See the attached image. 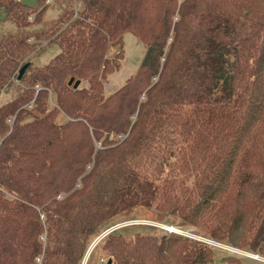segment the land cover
Segmentation results:
<instances>
[{"label": "trees", "instance_id": "1", "mask_svg": "<svg viewBox=\"0 0 264 264\" xmlns=\"http://www.w3.org/2000/svg\"><path fill=\"white\" fill-rule=\"evenodd\" d=\"M35 2L0 0L15 27L0 33V264H81L141 207L264 257V0ZM126 32L144 54L107 93ZM143 229L119 228L92 252L104 264H214L207 245Z\"/></svg>", "mask_w": 264, "mask_h": 264}, {"label": "rangeland", "instance_id": "2", "mask_svg": "<svg viewBox=\"0 0 264 264\" xmlns=\"http://www.w3.org/2000/svg\"><path fill=\"white\" fill-rule=\"evenodd\" d=\"M28 5L34 6L35 0H23ZM52 0H49L51 4ZM59 16L57 7H53L45 14L44 21L53 22ZM37 28V27H36ZM15 32V27L8 23H1L0 33ZM113 50V49H112ZM124 57L119 71L112 74L104 81V87L107 93L112 92L117 87L122 85L126 78L135 72L138 68L144 54V45L130 32H126L123 39ZM59 49L55 46L47 48L44 53L32 59L33 65L41 66L48 62ZM6 99L4 94L0 95V102ZM61 119V118H60ZM124 135L111 134L109 140H121ZM102 146V142L96 144L97 148ZM246 204L245 207H250ZM128 219H123L121 222L114 223L112 227L122 225H133L135 227H145L142 232L149 233L157 238L163 235H175L181 238H186L191 241L202 243L212 248L214 264H264V257L257 252H251L237 246H230L224 243H219L212 240L210 233L204 231L199 226L189 224V221L184 220L182 215L178 213H161L152 208H139L132 210L127 214ZM147 227V228H146ZM150 228V229H149ZM106 257L98 249L88 256L86 262L89 264H104ZM85 262V264H86ZM109 262V261H108ZM82 261L81 264H83Z\"/></svg>", "mask_w": 264, "mask_h": 264}, {"label": "water", "instance_id": "3", "mask_svg": "<svg viewBox=\"0 0 264 264\" xmlns=\"http://www.w3.org/2000/svg\"><path fill=\"white\" fill-rule=\"evenodd\" d=\"M26 65H24L20 70H19V74H18V78L21 77L23 71H24V68H25ZM73 83V79L70 78L69 81H68V84H72ZM79 85V81L76 80L74 81L73 83V87L76 88L77 86ZM125 226H128V225H122V226H115V227H111L107 230H105L102 234H100L95 240L94 242L91 244V246L89 247L86 255H85V258H84V263L87 261L88 259V256L91 254L92 250L94 249V247L105 237L107 236L108 234H110L111 232L119 229V228H122V227H125ZM108 264H110V261L108 262Z\"/></svg>", "mask_w": 264, "mask_h": 264}, {"label": "bare ground", "instance_id": "4", "mask_svg": "<svg viewBox=\"0 0 264 264\" xmlns=\"http://www.w3.org/2000/svg\"><path fill=\"white\" fill-rule=\"evenodd\" d=\"M83 264H85V263H83Z\"/></svg>", "mask_w": 264, "mask_h": 264}]
</instances>
